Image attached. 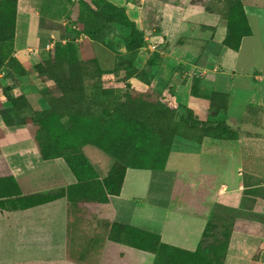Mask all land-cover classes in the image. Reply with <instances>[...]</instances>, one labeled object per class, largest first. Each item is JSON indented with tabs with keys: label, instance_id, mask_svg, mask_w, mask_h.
I'll return each mask as SVG.
<instances>
[{
	"label": "crops",
	"instance_id": "1",
	"mask_svg": "<svg viewBox=\"0 0 264 264\" xmlns=\"http://www.w3.org/2000/svg\"><path fill=\"white\" fill-rule=\"evenodd\" d=\"M76 1L92 4L91 0H0V14L7 16L0 26L7 27L5 36L12 41L8 56L25 71L15 75L7 61L0 64V159L23 197L54 194L76 183L63 158L42 157L29 126L19 120L30 109H49L47 85L34 68L48 60L58 44H74L88 60H97L105 72L103 81L115 80L106 86L128 83L137 93H145L143 76L125 82L129 66L117 62L132 57L134 67L146 71L150 87L177 111L178 119L190 109L201 120L225 121L242 137L264 139L242 129L254 124L252 128H257L256 117L264 123V0H240L250 33L242 38L238 51L224 45L227 17L212 9L214 0H105L125 11L146 46L164 45L158 55L145 54L146 46L128 53L125 40L130 31L120 25L106 24L110 30L100 38L93 29L88 31L92 20L76 21ZM118 70L124 75L122 82H116L121 78ZM196 82L198 96L192 93ZM6 91L15 98L25 97L27 105L16 111ZM212 93L229 96L227 113L211 115L205 97ZM211 172L224 180L220 196L246 189L240 141L207 137L196 143L177 137L164 170L128 168L120 193L96 213L73 215L63 197L25 209H0V264H97L99 253L105 259V249L96 250L102 243L95 237L101 226L109 230L111 224L155 235L162 246L193 254L202 245L209 220L192 211V197L185 189L191 188L195 176ZM258 183L257 187H264ZM150 255L152 264L170 263ZM143 263L141 256L135 260ZM222 264H264V233L234 231Z\"/></svg>",
	"mask_w": 264,
	"mask_h": 264
},
{
	"label": "trees",
	"instance_id": "2",
	"mask_svg": "<svg viewBox=\"0 0 264 264\" xmlns=\"http://www.w3.org/2000/svg\"><path fill=\"white\" fill-rule=\"evenodd\" d=\"M91 3L88 4L85 1H76L74 3V12L77 15L76 21L92 20L89 27L96 33L97 28L100 26L98 23L100 21H104L105 25H120L126 28L130 31V35L125 40V47L128 53L135 54L146 46L147 43L142 33L129 20L123 9L117 8L105 0H91ZM225 16L227 17L229 34L224 41V45L231 50L238 51L242 38L250 33L240 0H233L229 4V7L225 10ZM6 17L5 14L3 16L0 14V21H4ZM6 28L0 26V64H4L7 61L9 70L14 72L13 74L15 72L17 74L18 72V75H24L25 71L22 69L20 63L15 58L8 56L12 49V41L10 42L9 38L5 36ZM107 28L110 30L109 26ZM128 66L129 69L126 70L125 82L136 75L143 76L142 82L148 86L145 93H137L128 83L123 87L117 88L106 86V83L103 81L105 72L102 71L97 61L81 60L78 56V47L74 44L56 45L50 52L49 59L41 62L34 68L35 72L38 73L42 81L47 85L45 98L49 109L39 119V122L44 127L45 124L47 126L50 125L52 122L50 119H67L71 121V124H74L77 120L90 118L94 114L93 112L98 111L102 114V117L95 122L99 124L104 122V125L99 130L93 132V135H97L98 139L95 138V140H99L101 144L100 149L108 153H111V149L113 148L110 145L111 143L105 142L104 137H106L107 132L112 138L115 136V134L111 135L110 133L113 126L115 128L127 127L128 129H132L131 127L136 128L135 126L142 123L143 130H146L147 126L145 124L153 127L151 132L154 134L155 139L150 141V143L147 141L151 145L150 164L147 166H129L124 169L118 192L112 196L120 193L128 168L154 171L164 170L173 142L177 137L196 143H201L207 137L227 141L238 140L241 145L243 172L251 177L259 175L257 178H264V139L251 138L249 136L242 137L239 131L232 129L225 121L200 120L194 111L190 109H187L185 116L178 119L177 111L169 107L165 99L150 87L146 71L136 69L134 63L132 65L128 64ZM197 83L192 92L194 96H198ZM5 95L16 111L19 110L21 104L27 105L25 97L15 98L7 91ZM205 99L209 101V110L213 117L227 113L229 105L228 95L212 93L210 96H206ZM21 123L27 126L30 125V123ZM31 133L45 160L65 158L64 160L66 161L68 159V157L66 159L65 155L54 156L47 154L40 138L35 136L32 131ZM48 134L50 139L54 137L51 133L48 132ZM95 140L94 142L97 143L98 141ZM65 148L66 146H61L62 150ZM0 161L7 169L3 161L1 159ZM66 163L78 181L79 179L74 172V168L69 165L68 161ZM8 173L15 185V191L9 196L0 197V209H25L63 197L64 190L57 192V194H38L23 197L16 180L12 177L9 170ZM258 182H261V180ZM258 182L254 184L255 187L250 184L246 185L245 190L256 188V185H259ZM113 225L120 228V232H123L122 235L129 234L133 237V242L138 244V246L134 244V248L138 250L154 253L157 247L162 250L168 249L160 244L159 238L155 235L128 226ZM209 225L210 221L206 227L203 240L208 235ZM232 227H228L229 229L231 228L232 232L228 231L225 235V239H227L225 254L230 237L234 231L258 235L264 233L262 227L261 231L257 227L251 231L252 225L244 227L241 230H235ZM147 240H149V243H147ZM203 240L197 252L188 254L196 257V254L200 253L202 257L199 260L203 259L206 264H213L207 259L208 257L205 258L204 256Z\"/></svg>",
	"mask_w": 264,
	"mask_h": 264
},
{
	"label": "rangeland",
	"instance_id": "3",
	"mask_svg": "<svg viewBox=\"0 0 264 264\" xmlns=\"http://www.w3.org/2000/svg\"><path fill=\"white\" fill-rule=\"evenodd\" d=\"M214 1V8L212 9H217L216 11L225 14L226 8L233 0ZM98 23L100 26L97 28V34L100 38L108 28L104 21ZM89 30H92V28H88ZM163 49L164 45L158 44L157 51L162 52ZM144 52L151 55L159 54L158 52L152 53L149 48ZM78 56L81 60H88L86 55L80 52V49H78ZM134 61L135 59L128 57L127 59L121 58L117 62L124 66L126 64L132 65ZM97 64L101 68L98 61ZM118 74L121 78L116 82H122L124 75L120 74L119 70ZM114 82L115 80L108 79L106 84ZM28 111L27 115L19 119L20 122L30 123V130L40 138L47 154L65 155L66 159L68 157L66 161L74 168V172L79 179L77 181L75 177L76 183L60 190H64L62 196L67 200L68 211L73 215L84 212L86 214L96 213L100 206L108 203L110 197L118 192L124 169L129 166H147L150 164L151 145L147 141L150 143L155 139L154 134L151 132L153 127L150 125L145 124L147 126L146 130H143L142 123L135 126L136 128L131 127L132 129L127 127L115 128L113 126L110 133L111 135L115 134L116 137L112 138L108 132L104 137L105 142L111 143L110 145L113 148L111 153H108L100 149L99 140H95L98 137L93 135V132L104 125V122L100 124L95 122L97 119H101L102 114L100 112L95 111L90 118L77 120L74 124H71V121L67 119H50L52 121L50 125L45 124L44 127L39 119L46 111H33L32 109ZM256 118L257 128H252L254 124L251 127L249 125L243 126L242 129L243 131L252 132L254 135H264V123L258 117ZM106 123L108 122L106 121ZM48 132L54 135L52 139L48 137ZM249 137L258 138L251 134H249ZM94 140L98 142L96 143ZM63 145L66 148L62 150L61 146ZM257 176L259 175L254 177L248 175L245 181L246 185L257 184L256 182L260 180L264 183V178L259 179ZM194 178L197 180L193 181L191 188L186 186L185 191L192 197L191 201L194 204L192 211L195 210L205 215L210 221L208 235L203 240L204 256L205 258L208 257L207 259L213 264H222L227 245L225 235L228 231L232 232L231 228L228 227L233 226L232 229L241 230L252 225L251 231L255 230V227L260 231L262 227V231H264V212L262 209L264 187L229 192L220 196L219 193L224 180L219 173L211 172ZM14 191L15 185L8 170L0 161V197L9 196ZM94 224L95 226L98 225V223ZM90 225L92 226V223ZM109 227L110 229L107 230L106 226H101L99 235L95 237V242L104 243L103 245H96V250L103 251L101 248L105 249V259L98 252L100 259L96 257V261L99 259L97 264H120L119 261L123 259H125V262L122 261L121 264H135V260L139 256L143 259V264H152L150 253L143 251L142 255H138L135 252L136 248L134 246L137 243L133 242V237L129 234L122 235L123 232H120V228L113 224ZM147 243H149V240H147ZM156 249L154 251V254H156L155 259L168 260L170 261L169 264H206L203 259L199 260L202 257L200 253L196 254V257H192L188 253L176 252L172 249L162 250L158 247Z\"/></svg>",
	"mask_w": 264,
	"mask_h": 264
},
{
	"label": "built area",
	"instance_id": "4",
	"mask_svg": "<svg viewBox=\"0 0 264 264\" xmlns=\"http://www.w3.org/2000/svg\"><path fill=\"white\" fill-rule=\"evenodd\" d=\"M146 47H147V49L149 48L152 53L160 52V51H157L158 47L156 45H150V46H146Z\"/></svg>",
	"mask_w": 264,
	"mask_h": 264
}]
</instances>
